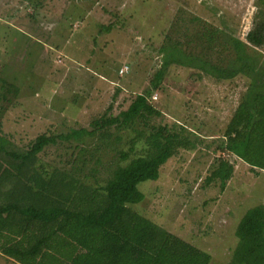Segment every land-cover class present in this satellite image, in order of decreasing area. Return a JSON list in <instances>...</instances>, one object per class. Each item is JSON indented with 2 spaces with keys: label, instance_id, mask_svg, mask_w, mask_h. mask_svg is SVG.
<instances>
[{
  "label": "rangeland",
  "instance_id": "1",
  "mask_svg": "<svg viewBox=\"0 0 264 264\" xmlns=\"http://www.w3.org/2000/svg\"><path fill=\"white\" fill-rule=\"evenodd\" d=\"M34 2L0 0V137L9 149L24 151L43 133L91 130L94 120L119 115L161 79L150 99L161 112L153 124L184 125L198 145L168 161L158 181L141 185L146 198L135 208L209 255L210 264H233L241 219L264 205V170L254 173L219 151L248 80L218 83L193 69H163L160 50L179 17L231 29L245 41L264 0H44L41 9ZM120 135L127 150L134 134ZM84 147L89 157L92 147ZM77 156L64 144L40 159L69 169L66 160ZM219 156L235 164L224 190L205 183ZM0 264L17 263L0 254Z\"/></svg>",
  "mask_w": 264,
  "mask_h": 264
},
{
  "label": "trees",
  "instance_id": "2",
  "mask_svg": "<svg viewBox=\"0 0 264 264\" xmlns=\"http://www.w3.org/2000/svg\"><path fill=\"white\" fill-rule=\"evenodd\" d=\"M43 1L35 0L34 7L43 8ZM245 39L197 17H179L160 53L163 69H193L218 83L248 80L219 151L257 173L264 170V53L258 51L264 52V9ZM158 82L119 115L94 120L91 130L43 133L24 151L9 149L11 143L0 137L2 256L17 264H210L209 255L135 208L146 198L140 186L158 181L168 161L198 145L196 133L184 125L153 124L161 117L150 100ZM127 132L134 136L122 150L120 134ZM64 144L78 153L66 160L69 169L45 167L40 155ZM234 174L235 164L219 156L205 183L224 190ZM236 237L233 264H264V205L247 212Z\"/></svg>",
  "mask_w": 264,
  "mask_h": 264
},
{
  "label": "crops",
  "instance_id": "3",
  "mask_svg": "<svg viewBox=\"0 0 264 264\" xmlns=\"http://www.w3.org/2000/svg\"><path fill=\"white\" fill-rule=\"evenodd\" d=\"M19 31H18V33L21 35V36H25V33H26V31L25 30H21V29H18ZM4 33V32H3ZM28 33V32H27ZM25 39V38H24ZM168 231V230H167ZM177 237H179L180 239H182V240H184V238L183 237H181V236H178V235H176ZM184 241H186L187 243H189V244H191V245H193V246H195L194 244H192L191 242H188L187 240H184ZM196 247V246H195Z\"/></svg>",
  "mask_w": 264,
  "mask_h": 264
},
{
  "label": "built area",
  "instance_id": "4",
  "mask_svg": "<svg viewBox=\"0 0 264 264\" xmlns=\"http://www.w3.org/2000/svg\"><path fill=\"white\" fill-rule=\"evenodd\" d=\"M121 73H122V74H124V73H125V71H124V70H122V71H121Z\"/></svg>",
  "mask_w": 264,
  "mask_h": 264
}]
</instances>
